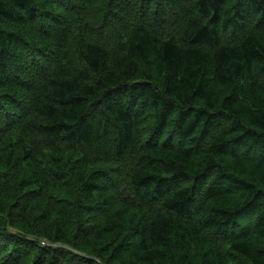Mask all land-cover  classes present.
I'll return each mask as SVG.
<instances>
[{"label":"trees","instance_id":"16d2710c","mask_svg":"<svg viewBox=\"0 0 264 264\" xmlns=\"http://www.w3.org/2000/svg\"><path fill=\"white\" fill-rule=\"evenodd\" d=\"M0 264H264V0H0Z\"/></svg>","mask_w":264,"mask_h":264}]
</instances>
